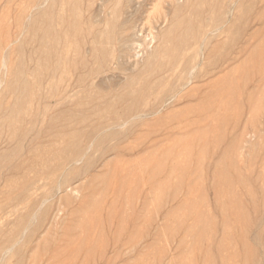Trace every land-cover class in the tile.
I'll list each match as a JSON object with an SVG mask.
<instances>
[{"label":"rangeland","instance_id":"obj_1","mask_svg":"<svg viewBox=\"0 0 264 264\" xmlns=\"http://www.w3.org/2000/svg\"><path fill=\"white\" fill-rule=\"evenodd\" d=\"M236 1L187 0L185 4L180 0L175 11L173 0H109L104 4L101 0H0V156L9 155L11 162L0 158V261L11 250L0 264H264V22L253 20L255 13L242 22L241 35L234 43L225 35L211 42V54L195 70L200 77L184 89H172L174 97L161 107L163 111L127 119L128 125L116 129L121 132L118 139L106 141L100 149L92 140L97 133L100 137L111 131L109 119L126 106L115 103L116 98L126 91L129 79L146 69V61L155 54L153 66L167 62L169 53L163 49L166 46L171 52L173 44L162 32L183 17L190 16L196 25L201 18L193 15V8L206 10L208 3L218 6L216 15L219 10L228 17L227 9L219 5ZM74 3L81 14V33H69L64 42L62 33L72 20ZM46 20L52 26L51 39L54 35L59 40L41 41ZM123 21L135 22L137 27L135 67L123 59L117 27L105 41L92 40L105 34L108 25ZM224 27L229 24L225 22ZM172 32L175 37L177 33ZM248 33H254L249 41ZM237 47L246 51L235 62L213 67ZM63 49L65 62L77 69L51 79L42 71L38 93L43 99L39 102L35 97L26 104L25 116L18 121L12 118L14 128L26 133L19 140L17 131L5 122L14 112L15 95L9 87L15 85L16 73L22 69L24 78L34 82L32 73L43 53L50 52L48 61L53 63ZM94 49L103 53L96 61ZM191 54L192 50L187 51L184 59ZM99 59L104 60V67L99 66ZM210 61L213 65L204 69L203 64ZM78 77L81 84L76 94L61 105L58 92L53 91L61 83L72 86ZM167 85L155 88L140 110L155 106V97ZM63 111L72 118H58ZM32 116L36 118L31 125ZM85 116L87 120H76ZM72 131L84 135L82 148L92 165L80 170L86 159L82 157L73 168L65 165L52 178L41 176L36 187L40 189H34L30 199L12 211L10 199L32 177L29 169L38 170L42 152L59 146L57 135ZM112 146L116 149L111 150ZM62 176L69 187L49 194L40 208L41 196ZM25 214L27 224L34 218L31 222L38 226L19 228L9 241L13 227ZM2 252L6 253L1 256Z\"/></svg>","mask_w":264,"mask_h":264},{"label":"bare ground","instance_id":"obj_2","mask_svg":"<svg viewBox=\"0 0 264 264\" xmlns=\"http://www.w3.org/2000/svg\"><path fill=\"white\" fill-rule=\"evenodd\" d=\"M101 1L104 4V3H107L109 0H101ZM186 1L187 0H185V4H186ZM173 2L175 3L174 10L178 11L179 7H180V0H173ZM36 4H37V2L35 3V5ZM199 5L201 6V4H199ZM206 5H207V9L205 8L206 10H202L200 7H197V6L193 8V10H192L193 15L196 16L197 18H201V20L198 21V23L196 25H194L191 22V20L189 18L190 16L189 17H183L182 16L183 18L179 19L178 21H175L171 26H169L168 29H166L164 32H162V37L165 38L166 41L173 44V48H172L171 52L168 51V47H166V46L163 49L164 53H166V54L169 53V55H168L169 58H168L167 62L166 63L159 62V63L155 64V66H153V61H154L153 58H155L154 57L155 54L152 55L151 60L146 61V69H144L143 71L140 70L141 72H138V76L136 78L129 79L126 82V84H124L126 91H124V93L121 96H118L116 98L115 103H126V106L123 108V110L120 114L119 113L114 114L109 119L110 124H107V128L108 129L111 128L110 129L111 131L105 132L104 134H101V136L99 135L100 137H98L97 134H99V133H97L95 136L97 138L94 137V139H92L94 141L96 148H99L102 144H104L108 140L118 139L117 137L119 136V134L121 132L120 133H119V131L117 132L116 129L119 128V130H120V128L123 127L124 125H128L127 124L128 122H126V121H129V120H127V119L131 120L134 118L137 120V119H142L143 117H150V116H155V115L159 114L160 111L164 110V109L161 110V107L165 106V103L168 100L173 99L172 97H174V96H171V90L172 89L175 90V88L178 86H179L178 87L179 89L180 88L184 89V87H187V85H189L194 79L199 78L200 76L198 74H195V70H196V67L198 68V66H200L203 63V61H205V59H206L205 55L207 54V57H208L211 54V51H209V45L211 44V42L220 38L222 35L227 36L228 41H230L232 43L237 41L238 37H240L239 35H241L238 33V30L241 28L242 22L245 21L248 17H252V15H253L252 12L255 13L253 20H255L258 23L264 22V0H238L236 2H231V3H226V4L222 3L221 5H219V8H222V10L227 9V11L225 10L226 12L224 14L229 13L228 17H226V15L221 16L219 10H218V12L220 15L219 14L216 15V8L218 6L214 7L210 3H208ZM81 6H83V5H81ZM106 6H107V4H106ZM75 7H76V4L74 3L73 16L71 18L72 20L69 22V24L66 26V28L64 29V31L62 33V37H63L62 40L64 42L66 41V37L69 33H72L73 35H76L77 33L80 35V33H81V30H80L81 14L77 10V8L75 9ZM118 8H120V7H118ZM256 8H258V10H257V12H254ZM68 10H70V9H68ZM85 12H87V11H85ZM43 16L44 15H41L40 17L38 16V19H41ZM203 16H205V17L203 18ZM165 18H166V15L163 16V20H165ZM45 19H46V16H45L44 20ZM60 21H62V19H60ZM89 21H90L89 22L90 26L87 27L88 34H90L92 31V22L90 19H89ZM225 22L229 24V27H227V28L224 27ZM35 24H36V21L33 22V25H35ZM110 25H108L107 31L103 32L105 34L98 36V37H93L92 40L97 41V42L105 41L108 38V35L110 33H112L114 30H116V27H117L118 28L117 40H118L119 45L121 47V54L123 55V59L125 58V61L129 66L135 67L138 63L137 62L138 60H136V59L139 58V54L138 53L136 54L134 52V50H135V48H134L135 44L134 43H135V40L137 37V32H138L137 27L135 26V22L123 21L120 24H117V26L112 24L111 28H110ZM61 28H63V27H61ZM172 31H174V33L175 32L177 33L175 35V37L174 36L171 37V34L173 33ZM52 34H53V30H52L51 23H49L46 20L45 24H44V33H42V36H41V41L44 43H48V41L52 40L51 39ZM245 35L248 37L247 40L249 41L252 38V36L254 35V33L253 34L248 33ZM156 36H158V35H156ZM60 38H57L53 35L52 41H54L56 39L59 40ZM225 46L226 45L224 44L223 48H225ZM231 46H234V45L232 44ZM57 50H58V48H57ZM190 50H192V54L188 58L184 59V55L186 54L187 51H190ZM245 51H246L245 47H237V49H235V51L230 50L227 53V55L228 54L230 55V56L228 55L227 60L225 59L221 63L218 62L217 64L215 62L214 65H213V63H211L212 61H210L208 63L206 62L205 64H203L204 65L203 67H204V69H207L210 67V65H213L214 68H218L219 66H224L225 64L233 63ZM93 54H94V59L96 61L97 56L100 54H103V53H98V52H96V49H94ZM50 55L52 56V54L50 52L43 53V59L41 61H39V64L37 65L36 70H34L32 73L35 76V78L33 80L34 82H29L26 78H24V76H23L24 73H23V71H22L23 69H22L21 71H18L16 73L17 76H16L15 85L9 87V89H12V91L14 92V95H15L14 96V109H13L14 112H13V114H10V113L8 114V116L5 118V122L10 129L14 130V133L17 131L15 134L18 136L17 138L19 140L22 137H24L26 135V133L24 131L16 130L14 128V123L12 122V118H15L18 121L19 119H21L22 116H25L27 114L26 104L31 103V101H33L35 99V97L39 98V102H40V99H43V96H41L38 93L41 90V86H42L41 85L42 84V75H45V74H42V71H44V73H46L48 78L51 79V78L55 77L57 74H59V76L61 77L63 75V73L66 72V70H68V69L69 70L70 69H72V70L77 69L74 65L65 62L66 57H67V52L64 51V49L61 51L60 55L57 57L56 61H54L53 63H50L48 61ZM112 57H114V56H112ZM222 57H220V58H222ZM163 58H164V56H163ZM5 59L6 58L4 56L3 60H5ZM218 60H220V59L218 58ZM102 62H104V60L99 59L98 63H99L100 67L103 66ZM72 63H74V62H72ZM4 67H5V65H4ZM100 67H98V68H100ZM28 73H29V71H28ZM95 74L98 75V70L94 73V75ZM170 78H173V80H172L173 83L167 82ZM167 83H168L167 87L170 89L167 88V90L164 91L163 94H161L162 91L160 90L161 95L158 94L159 96L155 97V100H156L155 106H153L150 109L147 107V111L140 110V109H143L140 107V105L142 103H144L146 98H148V96L155 94V91H154L155 88L158 89L160 86H163ZM80 84H81V77H78L77 80H75L74 84H72V86L71 85L62 86L63 83H61L60 89L58 90L56 88L53 91V93L55 92L54 94H56L58 92L56 94L57 100L60 102L61 105L65 106V105H67V103H66L67 100L72 95L74 96L76 94L75 89L77 87H79ZM138 84H139V87L135 88V86ZM177 93H179V91ZM54 94H53V96H54ZM112 95H114V94H112ZM50 97H52V95ZM87 98L88 99L90 98L89 95L87 96ZM39 106H40V103H39ZM7 112H8V110H7ZM81 113H82V111H81ZM67 114L68 113H66V111H63L62 113H60L58 115V118L63 119V120H65L67 117H68V119L72 118L70 116H67ZM35 118H36V116L31 117V122H30L31 125L33 124ZM85 118H86V116L84 118H80V119L76 118V120H78V121L87 120ZM107 128H106V130H107ZM68 129L72 130V127L70 126ZM104 130H102L100 132L102 133ZM33 132H35V131H33ZM66 132H64V133L61 132V134L57 135L56 139H58V141H59V143H58L59 146L56 145V147L53 148L54 150H49V151L45 150L42 152L41 158L37 164V166H39V169L36 171H32L29 169V172H31L33 174L32 177H30L29 179L28 178L25 179L22 182V185L20 187L19 192L12 199H10L11 201H10V204L8 206L11 207L12 211L17 209V207L19 206L18 204L21 203V201H24V203H25L26 202L25 200H29L30 197L32 196L34 189H40V188H36V187H37V185H40V183H41L40 182L41 176L48 175L52 178V175L54 173L58 172L60 169H62L65 165H69L72 167V166L76 165L77 162H79L82 159V157H85L86 159H84L85 160V162H83L84 164L82 163L84 165V167L82 168V166H80L81 167L80 170L81 169L84 170V168L85 169L89 168L92 165L91 159L87 158V155L85 154V153H87V151L84 152V150L82 148L81 141H82L84 135L81 132H76V131H74V132L72 131L69 133H66ZM126 132L127 131H125V133ZM125 133H124V136L126 135ZM91 135L92 134L87 135V137H91ZM90 146H92V144ZM90 146L89 147L87 146L88 149L90 148ZM104 146L105 145H103L102 147L104 148ZM6 147H9V146H6ZM110 149L115 150L116 146H112V147H110ZM22 153H24V152H22ZM89 154H91V152ZM8 157H9V155H3V154L0 156L1 160L2 159L5 160L4 161L5 163L10 162V158H8ZM94 162H93V164H94ZM99 163H100V161H99ZM7 166H9V164ZM92 168H93V166H92ZM5 169H7V168H5ZM64 170H66V168ZM87 172L90 173V171H87ZM64 174H65V172H64ZM0 175H1V171H0ZM62 175H63V173H62ZM0 177H2V176H0ZM47 177H46V179H47ZM63 178L64 177L62 176V179H60L59 181L57 180L58 182H56L55 186H51V184H50L49 192L48 193L45 192L46 194H43L41 196L42 201H40V203H41L40 208H41V205H43L45 203V201L47 202L46 199H47L49 194L54 193V192H56V194H57L58 192H61L63 188H64L63 191H65V189H67L69 187V186L64 185L66 182V179H63ZM43 179H45V178H43ZM44 181H47V180H44ZM72 182H73V180H72ZM72 182H70V183H72ZM51 183H52V181H51ZM74 191H76V190H74ZM52 197H53V195H52ZM33 205L34 204H31L30 207L33 208ZM38 209H39V207H38ZM35 210H37V208ZM38 211H40V209ZM34 212H36V211H33L32 214ZM45 212H46V209H44V211L40 212V214H41L40 218L43 216V214ZM34 214H33V216L37 217L38 213L36 214V216ZM27 218H28V214H25V216H23L22 218H20L18 220L16 225L13 227V230L11 231L12 234H11L9 241L12 240L11 238L13 237L14 232L17 231L19 228L25 227V229L27 228V230H28V228L32 229V228H35L38 226L37 223L34 224L31 222V220H33L34 218L28 219L30 222H28V224H27V222H26ZM35 220L36 219H34V221ZM24 230L22 231L23 233H24ZM25 232H26V230H25ZM29 238L30 237L28 236L26 239H23V242L26 243L29 240ZM19 243L20 242H17V244H19ZM12 247H13V245L11 246V249H13ZM8 251H9V249H7V253H8ZM10 252H11V250H10ZM5 253L2 252L1 256H3V254H5ZM8 254H5V255L7 256ZM6 256H4V258L1 257V261H3V259L6 258Z\"/></svg>","mask_w":264,"mask_h":264}]
</instances>
